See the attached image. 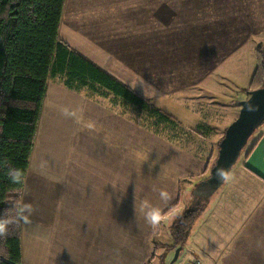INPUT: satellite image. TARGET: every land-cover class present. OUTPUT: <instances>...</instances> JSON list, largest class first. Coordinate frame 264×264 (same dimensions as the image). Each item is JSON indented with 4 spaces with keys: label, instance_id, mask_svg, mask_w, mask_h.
Segmentation results:
<instances>
[{
    "label": "crops",
    "instance_id": "crops-1",
    "mask_svg": "<svg viewBox=\"0 0 264 264\" xmlns=\"http://www.w3.org/2000/svg\"><path fill=\"white\" fill-rule=\"evenodd\" d=\"M63 3L58 39L142 96L139 85L132 88L128 82L144 77L145 67L148 84L157 78L163 85H157L158 94L169 93L167 98H176L190 114L182 122L174 116L184 125L204 124L200 112L192 114L178 98L189 87L239 81L246 92L264 80L257 53L264 44V0ZM242 50L252 56V65L243 58L235 64ZM54 85H47L48 106L53 99L49 90L55 94V88L65 86L60 75L54 77ZM81 89L65 86L63 94L73 97L69 105ZM108 95H94L108 107L89 102L87 117L71 119L62 131L65 149L72 141L81 143L80 149L88 148L72 160V172L52 147L48 168L40 163L42 108L17 199L20 264H158L157 257L159 264H172L169 254L180 246L186 248L181 261L197 257L201 264H264V126L243 160L231 167L215 194L207 196L197 192L200 179L208 176L211 153L197 152L167 122L162 125L167 136L151 132L145 115L134 106L139 113L134 119L115 114L122 101L115 98V105ZM151 95L144 97L150 101ZM58 159L60 173L53 163ZM193 194L204 196L202 208L188 237L176 247L170 229L176 218L170 216L183 214ZM161 235L170 238L169 253L157 252L165 248L156 239Z\"/></svg>",
    "mask_w": 264,
    "mask_h": 264
},
{
    "label": "trees",
    "instance_id": "trees-1",
    "mask_svg": "<svg viewBox=\"0 0 264 264\" xmlns=\"http://www.w3.org/2000/svg\"><path fill=\"white\" fill-rule=\"evenodd\" d=\"M63 1L0 0V222H4L0 229V264L21 263L17 199L29 167L49 79L60 75L67 88L79 91L86 87L101 97L110 94L124 104L135 105L138 112L151 108L147 98L58 39ZM155 116L161 123L169 117L162 110ZM198 199L196 204L186 206L170 228L176 247L184 243L202 208L204 198Z\"/></svg>",
    "mask_w": 264,
    "mask_h": 264
},
{
    "label": "rangeland",
    "instance_id": "rangeland-1",
    "mask_svg": "<svg viewBox=\"0 0 264 264\" xmlns=\"http://www.w3.org/2000/svg\"><path fill=\"white\" fill-rule=\"evenodd\" d=\"M251 57L252 56L250 54L246 55L244 51L242 50L236 53L234 61H235V64L238 65L239 62L243 58L246 63L252 65ZM142 70H144L143 79L148 84L147 80L149 79V77L146 75L145 67H143ZM120 71H125V69L120 70ZM222 75H224L226 78H229L230 80L232 79L225 74H222ZM239 79H242V77H239ZM55 81L59 82L57 79ZM154 81L155 82L152 81V83L148 84V85H151L153 89L152 95H151L152 99H150L151 105L149 104L151 108H149L148 106H147L148 108L146 109L139 108L141 110L139 111V113H142L143 115L146 116L145 117L146 121L144 122L146 124V128H149L151 132L155 133L156 135H162V136L168 135L167 131L162 127L163 123L165 122L157 123L158 119H156L157 116H155V113L157 111L162 110L167 115L173 117V119L168 117L165 120L167 121L168 126L174 129H178V131L181 132L179 137L184 138L185 142L190 144L191 147H194V149H196L197 152L205 150L204 151L205 154L208 155L211 153L210 158L208 157V159H209V163L213 164L215 161L214 159L216 158L217 152H218L217 144L219 140L221 139L222 134L224 130L226 129V127L229 125L231 121H233V119L238 114L239 107L235 103L239 102L240 100L244 99V97H246V92H245L246 89L245 90L242 89V85L239 81H235V84L232 82H229L226 84H223V83L213 84L211 82V85L210 86L208 85L209 87L199 86L196 84V86L189 87L187 90H185L184 93H180L179 94L180 97L178 96V98L181 101V103H183L184 105H187L190 108V109L189 108L187 109L190 110L192 114L198 111L200 112L198 113L201 114L200 119L204 124H201L198 127H196L197 125L195 126V124L190 121L186 123V125L181 123L182 121H185L186 117L189 118L190 114L185 112L184 111L185 108L182 107L179 103H177L174 100L176 98L172 100L167 98L170 95L169 93H166L160 96V94H158V91H160V88L157 86V85H160L159 81L157 78L154 79ZM48 83L50 85H54V78H50ZM138 85L143 90L144 96L150 97L148 94L144 92L143 86H140L139 83ZM160 86H163V85L161 84ZM218 86H220L219 89H218ZM55 89L56 90L58 89L57 92H55V94H52L51 91L49 90V94L52 95L53 97L49 106H48V102L46 99L44 102L42 120H45V124H44L43 129L40 130L39 128L41 121L38 124L39 137L43 141V146H41L39 150V157H42L40 160V163L45 168V170L48 168V157L47 156L49 154V150L52 147V149L57 154L61 155L62 160L68 163V165L70 166L69 172H72L73 171V168L71 166L72 160L75 158L76 155H78L79 152L87 151L88 148L83 146L84 148L80 149V146L82 144L72 141L71 144L72 143L73 144L72 145L70 144L71 147L69 146L70 147L69 149H65L64 147L65 143H64L63 132H62L64 130V127L67 125L68 122H70L71 119L79 118L81 121V118L87 117L85 116L86 111H88V107L86 105L89 102L96 103L100 107H104V106L108 107L107 106L108 103L106 101L102 102L96 99L94 96L96 95V92L93 89L92 91L91 89L83 87L81 89L82 91H81L80 97L77 95L78 97L71 103V105H69V101L73 97L70 98V96L68 97V96H65V94H63V90H65V86H59ZM155 91L157 93H153ZM57 94H58V99L56 100L55 96ZM175 95L176 93H174L172 97H174ZM111 98H112V95H111ZM115 101L116 100L114 99L115 105L119 103V100L118 102H115ZM109 103L110 105H112L111 102ZM81 104L83 106H81ZM120 106H116V108L119 110L114 112L115 114H120V115L125 114L127 117L129 116V117H132L133 119L135 118L136 114H139V113H136L131 108V106H135V105H132L130 103L124 104L122 102ZM174 116H176L181 122L179 123L177 119L174 118ZM132 118L131 120H133ZM191 118H193V116ZM195 118H196V121L199 120V118L197 119V117H194V119ZM192 120L193 119H191V121ZM158 122H161V121H158ZM139 123H142V120H140ZM263 126H264V122L261 126H259L251 134V136L246 142V145L244 146L245 148L242 150L240 156L238 157V160H237L238 162L243 160L242 158L245 155L247 148L250 145H252L254 141L257 139L258 133ZM53 163L56 164L58 173H60L61 172V159L55 160ZM53 163L49 166V168L53 165ZM209 175H210V172H208V176ZM196 196L197 194H193L192 199L190 198L187 200L186 206L188 204L189 205L193 203L196 204L197 202H199V199ZM201 197H204V196H201ZM206 199L208 200V198ZM183 202L185 203L186 200ZM170 217L173 220L175 218H178V217H175L174 214H172V216ZM172 224L173 223H171L170 228H172ZM168 228H169V225H168ZM156 239L159 244L165 245L164 249L158 248L157 252L162 250L163 254H165V253H169V250H172L173 247L171 246V244L168 245L170 238H167L166 235L157 236ZM174 252L175 250L169 254L170 258L168 261L173 260ZM184 252H186L185 247H183L180 250V252L178 253L177 259L172 264H180L181 257L183 256ZM194 258H197V257H194ZM197 259L199 260V258ZM159 260H160V257L159 259L157 257L156 262L158 261L157 262L158 264H159ZM164 262L165 261L163 260L162 263ZM185 262H186V258L182 259L181 264H184Z\"/></svg>",
    "mask_w": 264,
    "mask_h": 264
},
{
    "label": "water",
    "instance_id": "water-1",
    "mask_svg": "<svg viewBox=\"0 0 264 264\" xmlns=\"http://www.w3.org/2000/svg\"><path fill=\"white\" fill-rule=\"evenodd\" d=\"M264 65V44L260 49ZM247 96L237 102V116L229 123L217 144L218 152L211 165L210 175L200 180L197 194L212 195L224 182L229 170L238 160L251 134L264 122V80L259 87L248 90ZM180 248L175 249V261Z\"/></svg>",
    "mask_w": 264,
    "mask_h": 264
},
{
    "label": "clouds",
    "instance_id": "clouds-1",
    "mask_svg": "<svg viewBox=\"0 0 264 264\" xmlns=\"http://www.w3.org/2000/svg\"><path fill=\"white\" fill-rule=\"evenodd\" d=\"M141 84L143 86V89H144V92L148 95H151L152 94V86L151 85H148L143 77L141 75H137L134 79L130 80L128 82V84L132 87V88H135L137 86V84ZM4 227V222H0V229H3Z\"/></svg>",
    "mask_w": 264,
    "mask_h": 264
},
{
    "label": "built area",
    "instance_id": "built-area-1",
    "mask_svg": "<svg viewBox=\"0 0 264 264\" xmlns=\"http://www.w3.org/2000/svg\"><path fill=\"white\" fill-rule=\"evenodd\" d=\"M185 264H201L197 258L192 257V259L188 260Z\"/></svg>",
    "mask_w": 264,
    "mask_h": 264
}]
</instances>
